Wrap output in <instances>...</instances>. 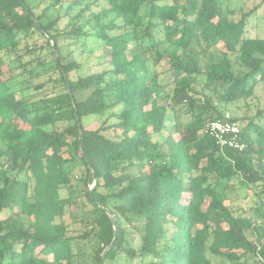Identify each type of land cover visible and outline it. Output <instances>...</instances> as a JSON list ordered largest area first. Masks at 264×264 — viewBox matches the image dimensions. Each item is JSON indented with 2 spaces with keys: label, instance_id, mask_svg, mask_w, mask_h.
Here are the masks:
<instances>
[{
  "label": "trees",
  "instance_id": "1",
  "mask_svg": "<svg viewBox=\"0 0 264 264\" xmlns=\"http://www.w3.org/2000/svg\"><path fill=\"white\" fill-rule=\"evenodd\" d=\"M258 7L0 0V264H99L115 225L105 262L264 264V110L234 116L243 150L205 133L264 81ZM92 59L105 68L77 73ZM51 82L56 96L36 99ZM240 188L259 223L238 213Z\"/></svg>",
  "mask_w": 264,
  "mask_h": 264
},
{
  "label": "rangeland",
  "instance_id": "2",
  "mask_svg": "<svg viewBox=\"0 0 264 264\" xmlns=\"http://www.w3.org/2000/svg\"><path fill=\"white\" fill-rule=\"evenodd\" d=\"M172 1V0H170ZM104 2H102L103 4ZM224 4H230L231 7L237 8V10L240 7H244L245 9H251L254 6H259L257 13L253 14L249 20V25H248V33L252 37H260L264 38V0H224ZM97 8V7H96ZM241 14V11L238 10L236 13V17H239ZM65 24V21L61 23V26L63 27ZM102 50L104 53H107L108 49L103 46ZM102 51H100L98 54H101ZM74 58L79 59L80 61L87 60V54L81 55L79 51H76L74 53ZM106 65L99 64L98 61L95 59H92V62H89V64L78 71L77 73L79 74H89L93 72L100 71L105 68ZM19 70H15L13 74H17L16 77L13 79L12 82H14V86L16 88L24 87L26 86L27 83H24L23 81L25 80V77L18 75ZM11 74L8 73L4 76V79H8ZM55 77V76H54ZM27 78V77H26ZM48 76H44L40 78L39 80H34V83H38V81H43L47 80ZM29 93H36L34 88H31L30 90H27ZM26 91V92H27ZM21 92H18V95H20ZM57 94V88L54 86L53 82H51L49 85H47L44 89L39 92V94L36 95V99L42 100V97L45 98H53ZM222 110L223 111H230L233 113L234 116H239V117H248V118H255L257 116L258 111L264 110V81H259L255 87L254 95L248 99H242L237 101L236 103L230 105V107H226L225 105H222ZM104 117H93V118H86L85 123L88 128H97L100 126L102 123ZM259 121V120H257ZM67 123H60L59 128H63ZM244 125L246 124V121L243 123ZM243 125V126H244ZM18 126L21 128H26L28 127L25 125L22 121H18ZM255 136V134H253ZM64 156H67V153L65 150L62 151ZM77 177L80 176L79 172H76L75 174ZM76 178V177H75ZM76 181H79L80 178H76ZM93 186V185H91ZM252 190H246L244 188H240L237 193H230V197L235 199V205L241 206V210L238 212L241 215L249 216L254 220L255 222H260L262 219H256L253 217L252 213L248 210V205L250 204V194ZM260 231H263V227L260 226ZM250 234V231L248 232ZM128 239H130L131 242H135L134 236L129 235ZM138 242V241H137ZM44 258L51 259L52 256H44L41 255ZM121 258V259H120ZM116 262L114 259H108L105 264H129L125 260V255H122ZM138 262V259H136L135 263Z\"/></svg>",
  "mask_w": 264,
  "mask_h": 264
},
{
  "label": "built area",
  "instance_id": "3",
  "mask_svg": "<svg viewBox=\"0 0 264 264\" xmlns=\"http://www.w3.org/2000/svg\"><path fill=\"white\" fill-rule=\"evenodd\" d=\"M242 126L230 111H223L221 117L210 121L205 133L212 136L221 148L243 150L245 142L241 138Z\"/></svg>",
  "mask_w": 264,
  "mask_h": 264
},
{
  "label": "water",
  "instance_id": "4",
  "mask_svg": "<svg viewBox=\"0 0 264 264\" xmlns=\"http://www.w3.org/2000/svg\"><path fill=\"white\" fill-rule=\"evenodd\" d=\"M55 57H56L57 60H59V54H58L57 49H55ZM80 127H81V126H80ZM80 133H82V130H81V129H80ZM81 148H82V146H81ZM83 154L85 155L84 152H83ZM90 168H91V172H92V167L90 166ZM95 183H96V182H94L93 186H90L89 189H88V194H89V197H90V198H92L91 190H92V188L95 186ZM100 206L103 207L102 204H100ZM104 209H105V210L107 211V213L110 215L112 222H113L114 224H116V223H115V217H114V215L112 214V212H111L108 208H106V207H104ZM116 239H117V228H116V225H115V236H114L112 242H111V243H110V244L104 249L99 264H104L105 259H106V255H107L108 251L114 246V244H115V242H116Z\"/></svg>",
  "mask_w": 264,
  "mask_h": 264
}]
</instances>
